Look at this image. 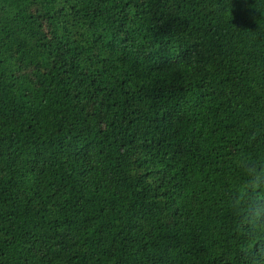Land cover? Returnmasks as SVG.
<instances>
[{"label": "trees", "instance_id": "trees-1", "mask_svg": "<svg viewBox=\"0 0 264 264\" xmlns=\"http://www.w3.org/2000/svg\"><path fill=\"white\" fill-rule=\"evenodd\" d=\"M0 264H264V0H0Z\"/></svg>", "mask_w": 264, "mask_h": 264}, {"label": "clouds", "instance_id": "clouds-1", "mask_svg": "<svg viewBox=\"0 0 264 264\" xmlns=\"http://www.w3.org/2000/svg\"><path fill=\"white\" fill-rule=\"evenodd\" d=\"M252 211H257L258 209L257 208H253V209H251Z\"/></svg>", "mask_w": 264, "mask_h": 264}]
</instances>
